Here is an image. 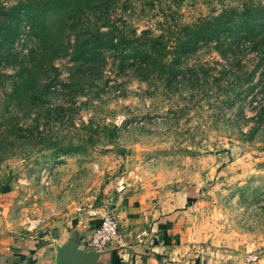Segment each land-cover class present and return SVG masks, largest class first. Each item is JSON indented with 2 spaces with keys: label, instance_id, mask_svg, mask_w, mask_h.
Here are the masks:
<instances>
[{
  "label": "rangeland",
  "instance_id": "rangeland-1",
  "mask_svg": "<svg viewBox=\"0 0 264 264\" xmlns=\"http://www.w3.org/2000/svg\"><path fill=\"white\" fill-rule=\"evenodd\" d=\"M98 4L102 19L97 10L90 23L158 38V64L146 71L109 49L74 62L80 18L50 59L25 33L10 55L0 48V254L65 239L90 250L103 210L139 190L152 202L175 196L200 264H264V0ZM243 9L260 12L257 32L197 40L206 21L235 25ZM31 65L35 77L18 92L17 72ZM90 220V233L75 237Z\"/></svg>",
  "mask_w": 264,
  "mask_h": 264
},
{
  "label": "trees",
  "instance_id": "trees-1",
  "mask_svg": "<svg viewBox=\"0 0 264 264\" xmlns=\"http://www.w3.org/2000/svg\"><path fill=\"white\" fill-rule=\"evenodd\" d=\"M98 1L19 0L9 7L3 6L0 2V48L11 47L20 38V35L25 33L27 36H33L39 41L40 51L38 55L50 59L58 53L56 49L62 33L67 28H73V25L78 26L77 23L80 18L86 24H83L82 30L74 37V47L71 54V59L74 62L89 63L97 56L98 50L109 49L121 61H131L132 65L139 64V67L143 66L146 71L150 70L154 61L158 64L157 57L161 51L160 48H156L160 44L158 38L145 36V32L142 36L132 35L131 37L125 35L122 31L118 32L116 29L101 32L99 27L90 23L89 15H93L94 18L97 10L99 14L94 21L102 19L103 8L99 6ZM247 11L243 9L240 22L235 25L228 24L227 20L221 15L206 21L203 27L195 31L197 40L201 39L206 42L214 38L217 41L221 36L238 38L236 35L237 29L243 32V37L248 38L257 32L262 25L258 20L260 14L258 10L253 12V17ZM102 24L105 25L106 22H102ZM260 39L262 42L260 52H264V38L261 37ZM227 48L231 50L230 46H227ZM6 49V55H10L11 51L8 48ZM46 53H48V56H46ZM158 69L162 73L167 72L171 79L178 75L175 67L167 63H161ZM36 70L35 65L20 66L17 72L19 84L16 85V89L18 88V92L26 87V77H35L33 74ZM2 76L4 75L0 74V79ZM16 97H21V95Z\"/></svg>",
  "mask_w": 264,
  "mask_h": 264
},
{
  "label": "crops",
  "instance_id": "crops-1",
  "mask_svg": "<svg viewBox=\"0 0 264 264\" xmlns=\"http://www.w3.org/2000/svg\"><path fill=\"white\" fill-rule=\"evenodd\" d=\"M129 193L120 202L119 209L118 205L114 208L121 241L113 242L102 250L88 249L100 252L96 264H200L199 245L191 239L187 240V231L178 227L176 217L181 211L174 212L175 196L154 194L158 200L152 202L144 194L139 196V190L135 191V195ZM93 221L89 222L91 224L87 222L88 229L74 233L75 237L90 233ZM120 226L123 227L121 230ZM68 241L65 239L33 248L16 246L10 254H0V264H55L56 248ZM77 248L87 250L79 246Z\"/></svg>",
  "mask_w": 264,
  "mask_h": 264
},
{
  "label": "built area",
  "instance_id": "built-area-1",
  "mask_svg": "<svg viewBox=\"0 0 264 264\" xmlns=\"http://www.w3.org/2000/svg\"><path fill=\"white\" fill-rule=\"evenodd\" d=\"M120 241L117 215L112 209H104L99 224L92 230L89 242L94 249L102 250L110 243Z\"/></svg>",
  "mask_w": 264,
  "mask_h": 264
},
{
  "label": "water",
  "instance_id": "water-1",
  "mask_svg": "<svg viewBox=\"0 0 264 264\" xmlns=\"http://www.w3.org/2000/svg\"><path fill=\"white\" fill-rule=\"evenodd\" d=\"M74 240H69L56 248L55 264H96L100 252L79 250Z\"/></svg>",
  "mask_w": 264,
  "mask_h": 264
}]
</instances>
